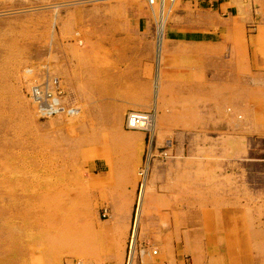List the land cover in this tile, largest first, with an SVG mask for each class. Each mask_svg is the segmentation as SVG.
Instances as JSON below:
<instances>
[{"label":"rangeland","instance_id":"1","mask_svg":"<svg viewBox=\"0 0 264 264\" xmlns=\"http://www.w3.org/2000/svg\"><path fill=\"white\" fill-rule=\"evenodd\" d=\"M162 1L161 6L152 7L147 0H0V264L126 263L142 189L139 172L146 164L151 169L154 157L146 159V145H142L131 200L135 203L133 218L121 222L118 230L110 228L111 221L115 222L111 209L121 212L127 204L125 198L115 195L129 182L119 178L115 167L133 160L137 148L118 141L116 130L104 124L96 109L95 92H88L85 86L86 95L79 97L64 75L79 60L77 48L92 46L96 40L158 37L160 24L165 35L168 28L195 30L202 26L199 17L184 19L180 14L201 0ZM226 5L238 9L229 19L236 26L233 52L239 55L233 61L234 76L260 82L262 89L264 0H229ZM202 6L210 7L206 1ZM140 20L148 22L147 31L139 28ZM257 26V53L262 59L244 60L246 40ZM82 75L80 70L71 73L75 78ZM50 77L60 80L63 97L58 99L67 109L42 117L27 93L34 82ZM257 112L264 122V108H254V124L238 126L248 112L229 104L226 114L236 118L232 132H210L219 142L202 146L230 149L246 158L233 182L242 187L229 190L233 202L219 206L221 220L211 221L216 230L224 229L234 264L256 260L264 264V136L257 134ZM173 127L178 131V126ZM176 130L165 133L158 124V131L152 134L159 140L156 165L172 159V142L163 140L174 138ZM161 150H168L169 157L160 155ZM149 169L138 221L139 244L146 251L134 264H140L147 254L154 255V250L160 251V243L177 225L169 220H146V214H151L146 205L151 191Z\"/></svg>","mask_w":264,"mask_h":264},{"label":"crops","instance_id":"2","mask_svg":"<svg viewBox=\"0 0 264 264\" xmlns=\"http://www.w3.org/2000/svg\"><path fill=\"white\" fill-rule=\"evenodd\" d=\"M205 1L210 7L202 6ZM228 2L201 0L188 7L191 11L180 13L184 19L199 17L203 28H168L165 35L164 26L163 34L160 32V24L158 37L106 38L96 40L92 46H80L77 48L79 60L74 62L72 72L80 70L82 77L71 76L68 67L69 71L64 75L79 97L86 95L85 86L89 87L88 92H95L96 109L105 119L104 124L116 130L118 141L137 148L138 154L133 160L115 167L119 178L129 182L127 180L128 183L115 195L125 198L127 204L121 212H117L116 207L111 209L115 222L111 221L109 225L114 230H118L121 222L133 218L135 203L131 200L142 145H146L147 159L150 151L160 152L158 137L152 136L158 131V124L160 131L165 133L176 130L173 126L179 127L174 138L163 140L166 144L172 142V159L161 165H156V157L152 159L148 174L151 191L146 204L147 211L151 209L146 220H169L177 225L173 229L175 232L170 231L171 235L160 243L163 248L154 255L147 254L140 264H234L230 261L232 253L224 239V229L218 227L216 230L211 221L221 220L219 206L233 202L229 190L242 187L240 182H233L234 175L242 172L246 158L230 149L202 146L217 140L218 137L209 135L210 132H232L235 117L226 114L229 104L248 112L238 126L254 124L252 110L264 108V82L261 89L260 82L234 76L233 61L239 55L233 52L236 26L229 19L237 15L238 9L233 11L232 6L226 5ZM261 25L264 26V21ZM138 26L145 31L149 28L145 20H140ZM258 29L257 26L256 32L246 40L248 53L243 55L244 60L262 59L257 53ZM131 110L154 111L153 128L127 131L126 115ZM258 115L257 112V134L264 136V122ZM145 189L144 186L138 196L134 225L138 237ZM217 238L222 240L218 242ZM146 257L148 261L144 262ZM253 264L263 263L256 260Z\"/></svg>","mask_w":264,"mask_h":264},{"label":"built area","instance_id":"3","mask_svg":"<svg viewBox=\"0 0 264 264\" xmlns=\"http://www.w3.org/2000/svg\"><path fill=\"white\" fill-rule=\"evenodd\" d=\"M162 0H147L150 6H156L159 4L161 6ZM170 2H175L176 0H165ZM62 85L60 84V80L56 77H50L44 81H36L34 85H32L28 89V97L29 99L38 106L39 115L42 117H48L57 115L58 112L64 111V103L56 101V98L63 97L62 94ZM72 106H70L71 108ZM69 108V109H70ZM153 120V113L149 111H140V110H131L126 115L125 125L129 130H144L148 131L147 126ZM149 155L151 157H155L157 154L154 151H150ZM160 155L165 158L169 157L168 150L161 151ZM149 169V164H146L143 167L139 174L141 176L140 180V189L143 188L145 183V178L147 175V171ZM142 189L140 190V193ZM139 193V194H140ZM108 212L106 210L105 215ZM134 228H132L129 246L127 248L126 255V263L125 264H134L137 260H141V257L144 255L146 251V246L144 244H139V239L137 235H134ZM158 251L154 250L153 253L156 254ZM70 264H87L78 260L71 262Z\"/></svg>","mask_w":264,"mask_h":264},{"label":"bare ground","instance_id":"4","mask_svg":"<svg viewBox=\"0 0 264 264\" xmlns=\"http://www.w3.org/2000/svg\"><path fill=\"white\" fill-rule=\"evenodd\" d=\"M82 1V0H81ZM104 1V0H103ZM63 4V3H62ZM162 4H163V1H162ZM162 23V22H161ZM162 27H163V25H161V33H162ZM163 34V33H162ZM56 101H59V102H61L60 101V99H58V98H56ZM63 109H67L65 106H64V108ZM153 122H154V116H153V120H152V122L147 126V129L148 130H151L152 128H153ZM154 130V129H153ZM144 186H145V183H144V185H143V188H144ZM143 188H142V191H143ZM141 194H142V192H141ZM143 196V195H142ZM139 201V200H138ZM135 235V234H134ZM225 236V235H224ZM78 261H81V262H84V263H87V262H85V261H83V260H78ZM71 263V262H70ZM87 264H89V263H87Z\"/></svg>","mask_w":264,"mask_h":264}]
</instances>
